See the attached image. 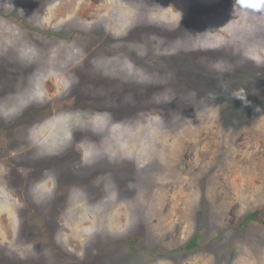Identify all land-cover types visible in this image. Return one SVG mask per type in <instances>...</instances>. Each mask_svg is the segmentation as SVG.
Wrapping results in <instances>:
<instances>
[{"label":"rangeland","instance_id":"374dc122","mask_svg":"<svg viewBox=\"0 0 264 264\" xmlns=\"http://www.w3.org/2000/svg\"><path fill=\"white\" fill-rule=\"evenodd\" d=\"M263 208L264 0H0V264H264Z\"/></svg>","mask_w":264,"mask_h":264},{"label":"trees","instance_id":"16d2710c","mask_svg":"<svg viewBox=\"0 0 264 264\" xmlns=\"http://www.w3.org/2000/svg\"><path fill=\"white\" fill-rule=\"evenodd\" d=\"M46 35L48 36L49 34L46 33ZM250 224L264 225V208L248 213L245 217H243L241 220L238 221L237 225L234 228L244 229L246 228V226ZM129 244L131 249H135L136 247L135 241H131L129 242ZM184 249L189 251L200 249V245L197 241V238H193L191 241H189L184 247Z\"/></svg>","mask_w":264,"mask_h":264},{"label":"snow or ice","instance_id":"6c2138e0","mask_svg":"<svg viewBox=\"0 0 264 264\" xmlns=\"http://www.w3.org/2000/svg\"><path fill=\"white\" fill-rule=\"evenodd\" d=\"M254 2V0H241V3L245 6H249Z\"/></svg>","mask_w":264,"mask_h":264}]
</instances>
